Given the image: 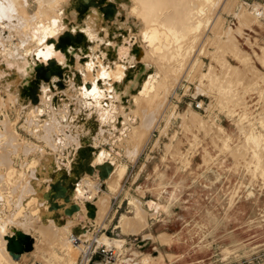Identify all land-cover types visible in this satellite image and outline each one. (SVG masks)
Segmentation results:
<instances>
[{
	"label": "rangeland",
	"instance_id": "obj_1",
	"mask_svg": "<svg viewBox=\"0 0 264 264\" xmlns=\"http://www.w3.org/2000/svg\"><path fill=\"white\" fill-rule=\"evenodd\" d=\"M141 1L18 0L35 23L0 27V264H75L71 233L101 264H264V0Z\"/></svg>",
	"mask_w": 264,
	"mask_h": 264
},
{
	"label": "bare ground",
	"instance_id": "obj_2",
	"mask_svg": "<svg viewBox=\"0 0 264 264\" xmlns=\"http://www.w3.org/2000/svg\"><path fill=\"white\" fill-rule=\"evenodd\" d=\"M131 0H99V2H104V3H106V4H110V5H112V6H115L116 7V9H113V11L114 12H120V11H122V10H125L126 9V7L129 5V2H130ZM133 1V0H132ZM139 2H142L141 0H138ZM148 1V0H147ZM151 1V0H150ZM215 1H217V0H215ZM135 2H137L136 0H135ZM139 2H137V3H139ZM143 2H145V0L143 1ZM148 3V2H147ZM146 3V4H147ZM102 4V3H101ZM145 4V5H146ZM78 5H79V3H78ZM87 5H89V4H87ZM100 5V4H99ZM139 5V4H138ZM148 5H149V3H148ZM94 6V5H93ZM147 6V5H146ZM151 6V8H152V5H149V7ZM111 7L109 8V7H105L103 10H100V9H98L97 8V6H96V8H91V10L89 9V11H90V16H89V18H90V20L89 21H92V22H94V24H95V27L96 28H99L100 26H101V24H102V20H100V18L99 17H102V19H104V16H105V14L107 13H110L111 12ZM148 9V8H147ZM147 9L145 10V11H147ZM150 10V9H149ZM140 11V10H139ZM151 11V10H150ZM210 12V11H209ZM139 13V12H138ZM148 13V12H147ZM150 17V16H149ZM107 19V18H106ZM103 22H106L105 21V19H104V21ZM165 44V43H164ZM145 70H147L146 69V66L144 67V68H140V69H135V70H133V71H131V70H129L128 71V73H127V75H126V77H125V80H126V86L127 87H130L134 82H136V80H140V79H142L143 77H144V72H145ZM131 91V90H130ZM124 97V96H123ZM113 103V102H112ZM163 111V110H162ZM249 111V110H248ZM257 129V128H256ZM258 134L256 133V143H258L259 142V140H258V136H257ZM86 138V137H85ZM264 148V147H263ZM91 156V155H90ZM42 157V156H41ZM45 157V156H44ZM78 157V156H77ZM44 159V158H43ZM80 161V160H79ZM49 162H50V160H49ZM71 162V161H70ZM189 162V161H188ZM48 165V164H47ZM75 165V164H74ZM96 165V164H95ZM218 165V164H217ZM50 166V165H49ZM94 166V165H93ZM264 166V165H263ZM262 166V167H263ZM184 167V166H183ZM237 167V166H236ZM257 168V167H256ZM107 169H108V166L107 165H104V166H100V168L98 169V170H100V173L101 174H106V172H107ZM243 169V168H242ZM262 169V168H261ZM47 170V169H46ZM76 171V170H75ZM62 172V171H61ZM69 173V172H68ZM75 174V173H74ZM263 176V175H262ZM87 178V177H86ZM86 178H84V181H86L85 179ZM90 178V177H89ZM68 179V178H67ZM80 179V178H79ZM78 179V182H76L75 183V193H76V197L77 196H82V199L84 200V199H86V200H89L90 198H92L93 197V195L94 194H96L97 193V190L99 189V186H98V184L100 183V182H98V181H95V183L93 184L92 182V184L94 185V188L91 190L90 189V191H89V188L87 187V183H83V184H86V186L84 185L81 189H80V187L79 186H81L80 185V180ZM83 180V179H82ZM236 180V179H235ZM67 181V180H66ZM69 181V180H68ZM90 181V180H89ZM87 182H88V178H87ZM235 182V181H234ZM62 183V182H61ZM66 182H64V184H65ZM90 183V182H89ZM90 183V184H91ZM91 184V185H92ZM237 184V183H236ZM90 185V186H91ZM243 185V184H242ZM63 186V185H62ZM60 187V186H59ZM58 187V188H59ZM237 187V186H236ZM62 188V187H61ZM61 188H59V189H61ZM74 188H72L69 184H65L64 185V188H62V190H61V193H62V191L65 193V192H67V194L68 195H70V194H72L73 193V190H74ZM92 188V187H91ZM238 188V187H237ZM59 189H58V192H59ZM239 189H240V187H239ZM57 190V189H56ZM238 190V189H237ZM55 192V191H54ZM42 193V192H41ZM157 193H159V191L157 192ZM232 193V192H231ZM74 195V194H73ZM160 195V194H159ZM233 195H235V194H233ZM44 196V195H43ZM42 196V197H43ZM47 196V195H46ZM72 196V195H71ZM92 196V197H91ZM56 197V196H55ZM75 197V198H76ZM50 198V197H49ZM52 198V197H51ZM58 198V197H57ZM71 198V197H70ZM78 199V198H77ZM38 200V199H37ZM72 200H73V198H72ZM79 200V199H78ZM95 200V199H94ZM47 201V200H46ZM156 201V200H155ZM155 201H153V200H151V201H149L148 203V206L150 207V208H153V207H157V204H156V202ZM84 201H82V203H83ZM41 203V202H40ZM57 203V202H56ZM72 203V202H71ZM75 203H76V201H75ZM79 203V202H78ZM87 204H85V206H86V209H87V212L89 213V214H94V213H96V211L98 210L97 209V206L94 204V203H91V201H90V203L89 202H86ZM170 201H168V200H163V205L164 206H166L167 207V210H168V215H170L171 213H172V210L170 209V207H169V205H170ZM43 204H45V203H43ZM77 204V203H76ZM84 204V203H83ZM98 205V204H97ZM68 206H69V204H68ZM67 206V207H68ZM84 206V207H85ZM72 207H74V205H72ZM72 207H70V208H72ZM51 208V207H50ZM69 208V207H68ZM201 208H203V207H201ZM46 209V208H45ZM58 209V208H57ZM154 209V208H153ZM47 210V209H46ZM75 210V209H74ZM76 210H77V208H76ZM82 210H83V208H82ZM155 210V209H154ZM199 210H200V208H199ZM56 211H58V210H56ZM207 212V211H206ZM53 213V212H52ZM183 213V212H182ZM186 213H188V212H186ZM198 213V212H197ZM201 213V212H200ZM43 214V213H42ZM49 214H50V212H49ZM62 214V213H61ZM188 214H191V213H188ZM188 214H183V215H181V217L182 218H184L186 215H188ZM45 215V214H44ZM51 215V214H50ZM49 216V215H48ZM58 218V217H57ZM215 215H212V214H210V213H204V214H201V216H200V219H198V220H196L195 221V225L200 229V230H202V229H204V228H208L209 226H211L212 225V222L215 220ZM63 219V218H62ZM47 222V221H46ZM45 226V225H44ZM43 226V227H44ZM48 227H46V229H47ZM215 228V227H214ZM59 229V228H58ZM44 230H45V227H44ZM62 230H63V228H62ZM76 230V229H75ZM19 233V232H18ZM17 233V234H18ZM80 233V232H79ZM81 233H83V232H81ZM222 233V232H221ZM59 234V233H58ZM76 235H78V234H76ZM62 236V235H61ZM89 236V235H88ZM13 237V236H12ZM59 237V236H58ZM202 237V236H201ZM19 238V237H18ZM92 238H94L95 239V241L98 243V241H100L99 239L100 238H96V237H92ZM103 238V237H102ZM107 243H112V242H108L109 241V238L108 237H105V238H103ZM232 239V238H231ZM14 240V239H13ZM82 240V239H81ZM113 240V239H112ZM119 240V239H118ZM182 240V239H181ZM9 241H10V239H9ZM24 241V240H23ZM63 241V240H62ZM67 241V240H66ZM102 241V240H101ZM111 241V240H110ZM59 242V241H58ZM65 242V241H64ZM104 242V241H103ZM105 242V243H106ZM85 243L86 242H83V241H81V243L79 244V245H75V244H73V243H71L70 242V240H69V236H68V241L66 242V243H64L63 244V248H62V256L64 257V256H67V254H69L70 255V257H71V259H72V257L73 256H71L72 254H71V251L72 250H74L75 248H77L78 250H79V252H80V249H82L83 248V246H85ZM117 243V242H116ZM234 243V242H233ZM4 244V243H3ZM59 244H61V243H59ZM118 245V244H117ZM253 245V244H252ZM107 246H109V245H107ZM111 246V245H110ZM227 248V247H226ZM233 248V247H232ZM230 249V248H229ZM76 250V249H75ZM73 252V251H72ZM73 253H75V252H73ZM180 253H183V252H180ZM58 254V253H57ZM78 255H79V253H78ZM78 255H77V257H78ZM59 256H60V254H59ZM62 259V258H61ZM200 259V258H199ZM202 259V258H201ZM62 260H67V259H62ZM76 260H77V258H76ZM198 260V259H197ZM69 261V260H68ZM122 261V260H121ZM117 264V263H116Z\"/></svg>",
	"mask_w": 264,
	"mask_h": 264
},
{
	"label": "clouds",
	"instance_id": "obj_3",
	"mask_svg": "<svg viewBox=\"0 0 264 264\" xmlns=\"http://www.w3.org/2000/svg\"><path fill=\"white\" fill-rule=\"evenodd\" d=\"M24 6H26V4ZM21 7L18 0H0V27L9 32H15L26 29L29 24L33 25L35 21L32 18L29 20L21 14ZM89 39L95 41L97 37L89 34ZM0 64L5 65L12 63L4 62ZM88 67L92 68V65L89 64ZM55 80H53V82H55ZM96 91L95 87H93L91 91L85 90L82 93V97L91 98L93 94H96Z\"/></svg>",
	"mask_w": 264,
	"mask_h": 264
},
{
	"label": "built area",
	"instance_id": "obj_4",
	"mask_svg": "<svg viewBox=\"0 0 264 264\" xmlns=\"http://www.w3.org/2000/svg\"><path fill=\"white\" fill-rule=\"evenodd\" d=\"M69 240L71 243L75 245H79L81 243V239L76 234H69ZM96 253L102 254L104 259L108 262L114 261L116 259V252L106 246L98 245L95 239L87 240L85 246L80 249L79 255L75 264H90L93 256Z\"/></svg>",
	"mask_w": 264,
	"mask_h": 264
},
{
	"label": "crops",
	"instance_id": "obj_5",
	"mask_svg": "<svg viewBox=\"0 0 264 264\" xmlns=\"http://www.w3.org/2000/svg\"><path fill=\"white\" fill-rule=\"evenodd\" d=\"M94 259H92V261H90V264H101V263H98L96 261H93Z\"/></svg>",
	"mask_w": 264,
	"mask_h": 264
},
{
	"label": "water",
	"instance_id": "obj_6",
	"mask_svg": "<svg viewBox=\"0 0 264 264\" xmlns=\"http://www.w3.org/2000/svg\"><path fill=\"white\" fill-rule=\"evenodd\" d=\"M73 234H75V233H73Z\"/></svg>",
	"mask_w": 264,
	"mask_h": 264
}]
</instances>
